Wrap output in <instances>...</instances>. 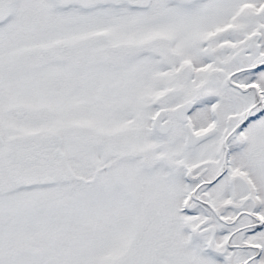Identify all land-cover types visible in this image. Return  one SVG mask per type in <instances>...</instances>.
Returning <instances> with one entry per match:
<instances>
[{"label": "snow or ice", "instance_id": "obj_1", "mask_svg": "<svg viewBox=\"0 0 264 264\" xmlns=\"http://www.w3.org/2000/svg\"><path fill=\"white\" fill-rule=\"evenodd\" d=\"M0 264H264V0H0Z\"/></svg>", "mask_w": 264, "mask_h": 264}]
</instances>
